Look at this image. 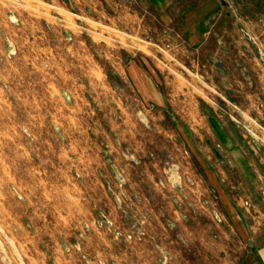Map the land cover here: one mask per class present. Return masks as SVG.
I'll use <instances>...</instances> for the list:
<instances>
[{"label":"rangeland","instance_id":"obj_1","mask_svg":"<svg viewBox=\"0 0 264 264\" xmlns=\"http://www.w3.org/2000/svg\"><path fill=\"white\" fill-rule=\"evenodd\" d=\"M216 8L0 0V264L248 263L264 0Z\"/></svg>","mask_w":264,"mask_h":264},{"label":"crops","instance_id":"obj_2","mask_svg":"<svg viewBox=\"0 0 264 264\" xmlns=\"http://www.w3.org/2000/svg\"><path fill=\"white\" fill-rule=\"evenodd\" d=\"M140 6H146L158 15L182 16L184 26H189L190 39L196 40L206 32V23L218 13L217 4L220 0H131ZM216 6V7H215ZM256 221V218H253ZM257 220H262L257 217ZM264 221V219H263ZM259 225L251 232L247 230L248 240L252 243L250 260L246 264H264V222L252 223Z\"/></svg>","mask_w":264,"mask_h":264}]
</instances>
